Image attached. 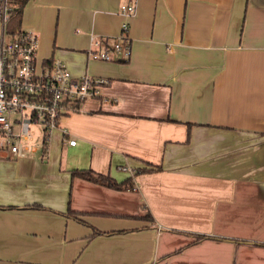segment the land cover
<instances>
[{
    "label": "crops",
    "instance_id": "crops-1",
    "mask_svg": "<svg viewBox=\"0 0 264 264\" xmlns=\"http://www.w3.org/2000/svg\"><path fill=\"white\" fill-rule=\"evenodd\" d=\"M129 1L23 6L39 58L109 82L44 149L0 157V264H264V0ZM123 22L126 59L86 55Z\"/></svg>",
    "mask_w": 264,
    "mask_h": 264
},
{
    "label": "built area",
    "instance_id": "built-area-1",
    "mask_svg": "<svg viewBox=\"0 0 264 264\" xmlns=\"http://www.w3.org/2000/svg\"><path fill=\"white\" fill-rule=\"evenodd\" d=\"M17 0H0V157L25 156L35 148L44 149L49 132L61 119L79 109L86 98L96 97L107 77L83 74L74 76L59 59L37 56V33L29 28H13ZM135 0L121 3L124 15L134 12ZM126 23L111 46L90 37L86 55L92 59L111 60L129 56L125 38ZM33 125L41 126L42 141L32 142ZM74 139H69L73 144Z\"/></svg>",
    "mask_w": 264,
    "mask_h": 264
},
{
    "label": "trees",
    "instance_id": "trees-1",
    "mask_svg": "<svg viewBox=\"0 0 264 264\" xmlns=\"http://www.w3.org/2000/svg\"><path fill=\"white\" fill-rule=\"evenodd\" d=\"M26 1L27 0H17V5L13 13V18H12L13 28L20 27L21 14H22L23 6L26 3ZM43 142H45V145H46V141H43ZM153 169H154L153 167H143L138 170L141 172H147ZM71 174L83 177L87 180L97 182V183L103 184L111 188L125 189V188L133 187L132 182L128 179L117 181L116 179L109 176L108 174H103V173L94 171L91 168L72 169ZM68 213L74 215L73 211H68ZM146 215L151 218V215L149 213H147ZM100 232H105V231L94 229V233H100ZM107 232H110V231H107ZM205 237L206 235H203V234H195V241L200 240Z\"/></svg>",
    "mask_w": 264,
    "mask_h": 264
},
{
    "label": "rangeland",
    "instance_id": "rangeland-1",
    "mask_svg": "<svg viewBox=\"0 0 264 264\" xmlns=\"http://www.w3.org/2000/svg\"><path fill=\"white\" fill-rule=\"evenodd\" d=\"M49 33H50V29L48 28L47 30H46V37L44 38V44H47V43H49L50 42V44H53V42H52V38L50 39L49 38ZM64 34L67 36L68 35V29H65L64 30ZM54 40V39H53ZM39 42H40V37H37V50H38V52H37V56H46V55H44L43 53H42V51L40 50V49H38V47H39ZM39 53V54H38ZM56 59V58H55ZM62 61V60H61ZM32 128H33V130H34V138H33V140H32V142L33 143H35V144H39L40 145V143H41V141H42V133H41V126L40 125H33L32 126ZM40 148V147H39Z\"/></svg>",
    "mask_w": 264,
    "mask_h": 264
}]
</instances>
